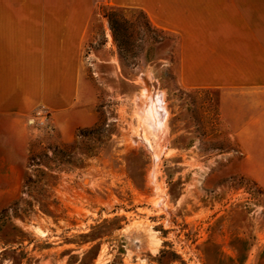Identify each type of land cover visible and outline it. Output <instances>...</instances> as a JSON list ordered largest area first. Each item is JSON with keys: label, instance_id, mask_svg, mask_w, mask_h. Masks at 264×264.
<instances>
[{"label": "rangeland", "instance_id": "374dc122", "mask_svg": "<svg viewBox=\"0 0 264 264\" xmlns=\"http://www.w3.org/2000/svg\"><path fill=\"white\" fill-rule=\"evenodd\" d=\"M100 13L90 107L25 126L0 264H264V191L234 165L218 93L180 85L172 39L143 14Z\"/></svg>", "mask_w": 264, "mask_h": 264}, {"label": "crops", "instance_id": "0c3cea01", "mask_svg": "<svg viewBox=\"0 0 264 264\" xmlns=\"http://www.w3.org/2000/svg\"><path fill=\"white\" fill-rule=\"evenodd\" d=\"M104 8L139 12L172 39L180 85L218 93L234 165L264 191V0H0V173L12 182L2 191L0 175V204L16 195L28 121L90 107Z\"/></svg>", "mask_w": 264, "mask_h": 264}, {"label": "bare ground", "instance_id": "6f19581e", "mask_svg": "<svg viewBox=\"0 0 264 264\" xmlns=\"http://www.w3.org/2000/svg\"><path fill=\"white\" fill-rule=\"evenodd\" d=\"M146 97L145 101L143 102L144 108L146 112H148L154 119L160 120L162 117L161 110L158 109V104L157 102L159 101V97L157 99H153V97L149 96L148 91L146 90Z\"/></svg>", "mask_w": 264, "mask_h": 264}]
</instances>
